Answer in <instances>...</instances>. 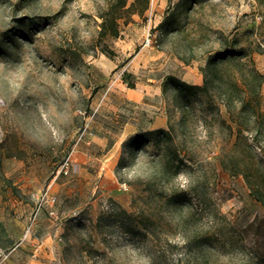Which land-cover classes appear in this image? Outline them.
Masks as SVG:
<instances>
[{
	"label": "rangeland",
	"instance_id": "1",
	"mask_svg": "<svg viewBox=\"0 0 264 264\" xmlns=\"http://www.w3.org/2000/svg\"><path fill=\"white\" fill-rule=\"evenodd\" d=\"M191 2L149 0L118 20V37L100 38L112 0H0V241L11 264H264V127L239 105L264 111V0ZM166 16L175 23L161 32ZM151 49L177 61L161 67ZM223 50L262 74L258 95L240 92L230 108L238 66L202 71ZM183 65L205 90L158 92ZM162 112L168 135H137ZM238 122L248 153L235 146ZM46 193L55 202L41 204Z\"/></svg>",
	"mask_w": 264,
	"mask_h": 264
},
{
	"label": "trees",
	"instance_id": "2",
	"mask_svg": "<svg viewBox=\"0 0 264 264\" xmlns=\"http://www.w3.org/2000/svg\"><path fill=\"white\" fill-rule=\"evenodd\" d=\"M185 2L186 0H182V2ZM188 1V0H187ZM196 0H192L191 4H194ZM110 9L108 10L107 14L102 15L101 19L102 22L99 25V36L100 38H104L108 35L118 37L119 36V25L118 20L124 15V14H135V13H142L146 11L149 7V0H135V2L128 6L127 0H112V3L110 4ZM141 7V8H139ZM175 20L171 21L169 16H166V18L157 26L156 29H158L161 32H164L167 28L174 25ZM102 52L108 56L112 55V52H109L108 50H102ZM227 64H233L238 66V79L235 84L231 86V88H228V90H224L223 97L226 99V105L230 108L231 105H233L234 97L235 95H238L240 92H246L252 95V97H256L259 93V89L262 85V74L258 72V70L254 66H250L249 64L242 62L241 59L236 55L235 53L223 50L218 51L212 55H210L207 58V63L205 69H203V72L206 71H215L216 74L220 73V67L227 65ZM130 76V74L125 73L124 74V80L127 79V77ZM163 92L167 93L168 90L173 89L175 91V97L176 100L180 101L183 100L188 95L195 93L197 91H203L205 90L204 87L193 85L190 83H187L180 79L179 77L169 74L167 75L163 82H162ZM233 90V91H232ZM239 105H240V112L244 113L247 108L251 107L253 113V116L257 119L262 120V127H264V111L262 112V109L260 108V103L258 101L254 102V99L252 100H246L244 98H241L239 96ZM239 129L237 131V141L235 146H244L245 152H250L252 150V146L248 143L246 140V137L244 136V129L246 127L249 128V124H239ZM155 134L158 135L160 138L168 135V132L164 129H159L153 132H147V134ZM139 137H136L134 139H131L129 142V147L134 148L137 143H139ZM229 159L235 161V167L234 173L236 174H244L248 178V171H249V163L244 159V157L240 156H230ZM240 164H239V163ZM238 163V164H237ZM226 166V164H224ZM258 179H262V204L264 205V162L262 161V177L258 175ZM256 191H260V184L256 185ZM255 189V187H254Z\"/></svg>",
	"mask_w": 264,
	"mask_h": 264
},
{
	"label": "crops",
	"instance_id": "3",
	"mask_svg": "<svg viewBox=\"0 0 264 264\" xmlns=\"http://www.w3.org/2000/svg\"><path fill=\"white\" fill-rule=\"evenodd\" d=\"M148 52H153L155 54V57H152V59H154V62L155 63H158L159 62V59L162 60L161 67H167L166 64H168L170 62L174 63L175 61H177V59L176 58H172V56H164V54L156 53V51H153L152 49L151 50H148ZM137 59H138L137 57H135V58L132 59L131 62L133 63V65H134V63L137 62ZM147 62H150V60L149 61L147 60ZM182 69L184 70V72L183 71H174L172 69V71H170L168 73H172L174 75L180 74V76H181V78H182L183 81H185L187 83H190V84H193V85H198V86L201 85L202 78H200V76L196 72L197 68L195 70V69H192L190 65H183L182 66ZM129 73H130V71H129ZM149 81L151 83H153V81H151V80H149ZM161 83H162V80L160 81V85H159V88H158V92L160 91L159 89H160ZM150 89H151V86L150 85L144 86L142 88V94H143V96H145L146 94L150 93L149 92ZM155 93H157V92H155ZM138 102L140 103V101H137V103ZM167 127H168V119H167V116L164 115V113L162 112L161 114H159V116L157 117V120L156 121H154L153 123L146 124L145 127H143L142 129H139L136 132H137V135H140V134L145 133V132L146 133L147 132H153V131H156V130H159V129L166 130ZM125 141H127V139H124L122 141V143L125 142ZM0 250H4V251H7L8 250V248L6 246V243L0 241ZM0 264H11V262L9 260H7V261L5 260L3 262L0 261Z\"/></svg>",
	"mask_w": 264,
	"mask_h": 264
},
{
	"label": "built area",
	"instance_id": "4",
	"mask_svg": "<svg viewBox=\"0 0 264 264\" xmlns=\"http://www.w3.org/2000/svg\"><path fill=\"white\" fill-rule=\"evenodd\" d=\"M153 38H151V36L149 35L148 38H147V41L146 43L147 44H150L152 41ZM3 103V101L0 99V106L1 104ZM87 135V129H85L82 134L80 135V138L79 140H82L85 136ZM75 150H72V152L68 155V157L64 160V162L62 163V166H61V169L62 171L65 173V174H68L69 173V169H70V165L72 163V156L74 154ZM124 188H126V185H124ZM44 202H50V203H53L55 202V198L54 197H51L48 193L44 194L41 198V204H43ZM35 217L34 219H32V224L33 222L35 221ZM31 231V226L28 228L27 230V233H29ZM21 244H17L15 249L16 248H19ZM8 254L6 251L4 250H0V261L3 262L5 260L8 259Z\"/></svg>",
	"mask_w": 264,
	"mask_h": 264
}]
</instances>
